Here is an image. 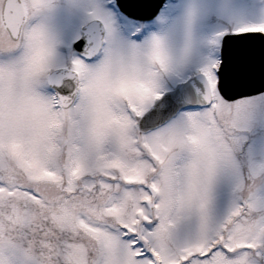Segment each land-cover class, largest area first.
I'll list each match as a JSON object with an SVG mask.
<instances>
[{
  "label": "snow or ice",
  "instance_id": "1",
  "mask_svg": "<svg viewBox=\"0 0 264 264\" xmlns=\"http://www.w3.org/2000/svg\"><path fill=\"white\" fill-rule=\"evenodd\" d=\"M0 264H264V0H0Z\"/></svg>",
  "mask_w": 264,
  "mask_h": 264
}]
</instances>
